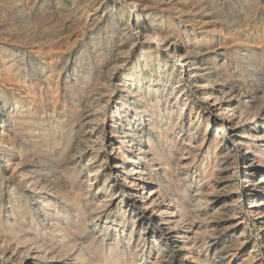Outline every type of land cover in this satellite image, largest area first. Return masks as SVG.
<instances>
[{
	"label": "bare ground",
	"instance_id": "bare-ground-1",
	"mask_svg": "<svg viewBox=\"0 0 264 264\" xmlns=\"http://www.w3.org/2000/svg\"><path fill=\"white\" fill-rule=\"evenodd\" d=\"M136 1L113 0L112 4L109 3L113 9L110 18L112 30H115L116 34L112 38L113 42L109 43L115 54L108 58L109 64L125 65V58H132L133 62L118 78L119 102L116 107L114 105L113 124L110 127V132L119 145H113V149L117 148L118 156L121 157V165L117 168H121L122 172H117V178H123L132 194L128 206L150 213L156 226L167 236L177 240L176 244L182 241L181 245H187L189 229L186 230L187 227L183 225L201 207V198L194 193L198 192V189L191 192V188L182 186V182L187 178L183 179L180 172L185 160L195 162L197 148L204 145L212 125L209 116L204 120L200 118L198 122L193 121L191 112L194 105L191 99L198 98L211 103L210 113L219 118L224 117L230 124L237 125L243 120H250L251 125H254L253 129L245 134L248 139L244 140V146L250 154L245 157V175L253 177L260 174L261 179L255 185L257 189L252 188L247 192L248 210L261 218L264 227V128L258 127V120L264 111L257 109L252 114L249 113L257 100L249 97L247 86H240L245 101L239 102L236 107L238 110L233 108L232 90L229 91L226 85L220 84L223 75L217 70L215 59L211 58L208 63L201 59L203 49L200 48L197 38L192 44L195 48L193 53L179 36L167 34L164 29L158 28L155 25L156 16L153 13L147 15L143 7L139 9ZM250 2L258 9L260 0ZM49 23L51 22L46 25ZM48 41L53 42V36L48 37ZM212 45L214 48L216 41H212ZM49 57L52 61L47 63L42 60L38 63L42 68H38L35 63H27V56H0V160L9 171L8 177L12 179L8 180L10 182L7 187L10 193L9 207H5L1 201L4 190L2 186L7 180L0 182V259L9 264H56L60 262L57 261L58 258L64 256L63 264H137L135 256L138 253L133 251L131 241L134 239L138 218L132 217L133 229L126 235L124 230L127 226V211L124 201L114 197L107 201L98 198L89 200L90 188L93 185L88 183L84 187L76 188V168H69L67 171L65 177L70 180V184L64 188L50 181L42 174V170L30 171L24 168L25 162L45 152L50 137L55 139L60 134L63 140L72 132L74 117L65 111L66 108L54 127H46L45 106L49 98L58 100L61 97L64 107L79 103L80 100L87 101L90 111L89 115L86 114L88 128L92 133H96L95 123L103 120L104 107L115 91L112 81L108 78L101 89L86 94L85 85L97 75V70L85 68L74 75L67 74L62 77L63 70L59 67L58 56ZM171 83L169 92L167 87L171 86ZM185 83L192 85L196 90L194 97L189 95ZM172 102L178 104L176 109ZM207 108L202 106L199 113ZM187 109H190L188 114ZM246 114H250V118H247ZM200 126L206 131L202 140L195 138ZM214 131L216 132L212 137L211 146L217 148L221 142L220 129ZM231 134L237 139L235 142L241 144L235 126ZM53 142L55 145L56 141ZM219 154L215 153L213 159L204 157L203 164L207 161L208 166L216 171L217 164L221 161ZM189 174L186 172V175ZM88 177L91 179L90 175ZM63 190H69L71 197L66 198ZM190 195H193L197 202L191 200L194 203L190 204V198V203L182 202L181 196ZM113 210L115 213L112 215V223L118 227L114 228L117 233L116 239L113 240L115 244L106 243L108 232L113 230V225L105 223L106 225L101 226L102 238L95 241L98 260L94 263L88 260L83 252L82 236L89 235L92 226L100 225L97 222L101 217L104 216L108 221ZM230 213L236 212L231 210ZM28 226L41 234L42 242L32 243V239L27 235L28 230L25 229ZM181 228L183 232H180ZM120 230L123 232L119 233ZM13 238L17 239V244L12 241ZM141 238L142 236L140 240ZM121 244H124V247ZM195 244L197 246V243ZM32 245L36 246L35 250L30 248ZM129 255L133 258L130 259Z\"/></svg>",
	"mask_w": 264,
	"mask_h": 264
},
{
	"label": "rangeland",
	"instance_id": "rangeland-1",
	"mask_svg": "<svg viewBox=\"0 0 264 264\" xmlns=\"http://www.w3.org/2000/svg\"><path fill=\"white\" fill-rule=\"evenodd\" d=\"M250 1L137 0L136 2L139 9L143 7L147 11V15L153 13L156 16L155 25L158 28L164 29L167 34L179 36L193 53H195V48L192 47V44L197 38L200 48L203 49L201 59L205 63H208L211 58L215 59L216 68L223 75L220 84L223 83L229 91L232 90L231 101L236 110H238L236 107L239 102L245 101L240 86H247L249 97L257 100L253 110L249 111L252 114L257 109L262 110L261 112L264 111V0H260L258 9ZM112 2L113 0L104 2L96 0H23V2L0 0V56H27V63H35L38 68H42V65H38L40 61L44 60L49 63L52 61L49 56H58L59 67L63 70L62 77L67 74L74 75L85 68L97 70V75L85 85L86 91L84 92L86 94L101 89L108 78L112 81L116 91L113 92L112 98L104 107L103 120L95 123L97 134L92 133L88 128L86 116L90 111L87 101L80 100L79 103L64 107L60 100L61 97L58 100L49 98L45 106L46 127L49 129L54 127L66 108L65 111L74 117L72 132L70 135H66L63 140L60 134L55 139L50 137L47 142L48 147L44 149L45 152L40 153V156H35L31 161L25 162L24 168L30 171L42 170L43 175L62 188L68 187L70 184V180L65 177L69 168H76L77 176L74 182L76 188L84 187L88 183L93 185L90 188L89 200L98 198L107 201L114 197L124 201L127 211V226L124 230L126 235L133 229L131 220L138 218L134 228V239L131 241L133 251L138 253L135 256L137 264H264L263 221L249 213L248 210V193L252 188L257 189L255 185L258 184L261 177L260 174L253 177L245 175V157L249 154L244 146V140L248 139L245 134L249 133L254 125H251L250 120H243L241 124L237 125L230 124L224 117L219 118L214 113L211 114V103L202 99H191L194 105L191 116L195 122L209 116L212 125L207 132L204 145L202 148H197L195 157L197 161L190 163L191 161L185 160L182 167L183 172H180L183 179L187 178L182 182V186L186 185L187 188H191V192L198 189V192L194 193L201 198L199 203L201 207L183 225L187 227L186 230L189 229L187 245H181L182 241L176 244L177 240H173L156 226L150 213L134 210L133 207L128 206L132 194L123 178H117V172H122L121 168H117L118 165H121V157L118 156V149H113V145L115 147L119 145L112 136L110 127L113 124V112L119 102L118 78L131 67L130 63L133 62L132 58H125V65L111 64L112 66H110L109 64L108 58L115 55L109 43L113 42L112 38L116 35L115 30H112L110 19L113 10L110 5ZM49 21L51 23L46 25ZM47 36H53V42H49ZM212 41H216L214 48ZM152 70L154 71V68ZM172 83L167 87L169 92ZM255 87L256 89H254ZM185 88L189 91V95L194 97L196 92L194 87L185 83ZM172 104L176 109L178 104H174V102ZM204 105L208 107L207 110L199 113V109ZM189 111L190 109H187L186 113L188 114ZM246 117L250 118V114H246ZM258 123L259 128H264V114H261ZM215 126L220 129L221 136V142L217 148L211 146L212 137L216 132L214 130H217ZM234 126L239 133L238 139L241 144L235 142L237 139L232 137L231 132ZM197 132L195 138L202 140L206 131L200 126ZM53 141H56L55 145ZM96 153L98 154L96 155ZM215 153H220L221 161L217 164V170L213 171L207 161L203 164L202 159L208 156L213 159ZM4 166L0 160V182L3 179L7 180L6 184L4 183L2 186L4 190L1 201L5 207H9L8 195L10 193L7 191V187L12 179L8 177L9 171ZM204 169L206 170L204 171ZM186 172L190 174L186 175ZM89 175L91 179H89ZM9 179L10 181H8ZM68 191L63 190L66 198L71 197ZM181 197L182 202H189V198L190 201L197 202L193 195ZM193 201L189 203L192 204ZM231 210H235L236 213L231 214ZM112 212L108 221L104 216L101 217L97 222L100 225L92 226L89 229V235L82 236L83 252L88 260L94 263L98 260L95 241L102 238L101 226L105 223H108L109 226L113 225V230L108 232L109 237L106 238V243L108 245L115 244L113 240L116 239L117 233L114 232V228L118 227L112 223V215L115 211ZM30 228L28 226L25 229L28 230L27 235L32 239V243L42 242L41 234ZM122 232L120 230L119 233ZM180 232H183L182 228ZM141 236L142 240H140ZM9 240L11 239L9 238ZM12 241L17 244L16 238H13ZM138 241H140L139 244ZM35 247L32 245L30 248L35 250ZM59 250L63 251L62 248ZM129 258L132 259L133 256L129 255ZM58 259L57 261L60 262L56 261V264H63L64 256ZM0 261V264H9L3 259Z\"/></svg>",
	"mask_w": 264,
	"mask_h": 264
}]
</instances>
